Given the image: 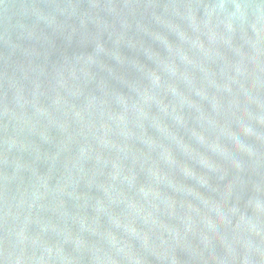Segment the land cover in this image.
<instances>
[{
    "label": "water",
    "instance_id": "water-1",
    "mask_svg": "<svg viewBox=\"0 0 264 264\" xmlns=\"http://www.w3.org/2000/svg\"><path fill=\"white\" fill-rule=\"evenodd\" d=\"M0 264H264V0H0Z\"/></svg>",
    "mask_w": 264,
    "mask_h": 264
}]
</instances>
